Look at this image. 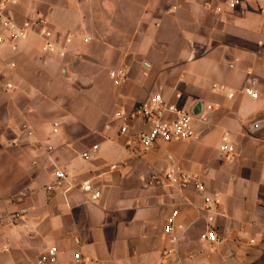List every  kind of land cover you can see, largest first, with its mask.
Here are the masks:
<instances>
[{
    "label": "crops",
    "instance_id": "crops-1",
    "mask_svg": "<svg viewBox=\"0 0 264 264\" xmlns=\"http://www.w3.org/2000/svg\"><path fill=\"white\" fill-rule=\"evenodd\" d=\"M66 1L20 0L10 7L18 23L45 18L65 45L64 56L46 53L37 34L18 41L17 51L0 44V264H36L51 246L60 250L59 264H75L76 252L90 264H237L231 242L210 253L200 239L207 224L202 208L214 198L222 242L210 245H221L225 234L231 240L239 234L245 244L254 240L259 251L264 246V0H244L234 10L226 0H141L146 7L136 33L121 47L92 35L82 5L72 0L78 14H70ZM219 5L222 12L215 10ZM128 46L144 53L131 59ZM123 66L127 79L98 94L104 81L112 80L110 72ZM251 79L256 95L243 92ZM155 92L204 113V120L197 115L194 139L143 152L134 132L119 135L107 123L116 110H129ZM54 122L60 123L56 134ZM24 126L34 134L28 136ZM224 136L235 145L230 159L219 150ZM95 144L99 148L92 151ZM48 145L54 147L51 159ZM85 151L90 157H82ZM55 166L68 173L67 193L68 183L47 189ZM172 166L198 174L204 190L158 183ZM177 207L188 228L177 254L167 255L164 229Z\"/></svg>",
    "mask_w": 264,
    "mask_h": 264
},
{
    "label": "built area",
    "instance_id": "built-area-1",
    "mask_svg": "<svg viewBox=\"0 0 264 264\" xmlns=\"http://www.w3.org/2000/svg\"><path fill=\"white\" fill-rule=\"evenodd\" d=\"M18 1L0 0V44L8 42L11 49L17 51L18 41L27 39L31 34H37L43 41V50L46 53H57L64 56L66 53L65 45L57 33L49 28L45 18L37 16L29 18L23 23L16 22L10 11V7ZM243 1L226 0L225 4L228 9L234 10L241 6ZM215 10L222 12L224 7L219 5L216 6ZM261 11L264 13V9H261ZM5 34H8V36H5ZM10 66L14 67L15 63H11ZM110 75L117 84H120L127 79L128 69L123 66L111 71ZM255 84L256 80L251 79L250 84L243 88V92L249 95H256L253 88ZM8 88H12V85L8 84ZM214 89L224 90L225 87L222 85H214ZM233 95V92H228L229 98H232ZM176 98L181 99L182 94L177 93ZM211 109V105L206 107V110ZM197 115L204 120V113L195 114L192 110L184 109L178 104L171 102L162 93L155 92L149 94L144 100L129 110H116L111 120L107 123V128L117 127L119 135L123 136L131 135L134 132L135 136L133 141L138 143L141 151L147 152L161 143L194 139L196 136L194 122ZM59 129L60 123L54 122L52 133H58ZM23 130L28 136L34 134L28 126H24ZM16 142L17 139L13 141V143ZM98 148L99 146L95 144L92 151H96ZM53 150L54 147L51 145L46 147L49 159H51ZM219 150L227 159H230L234 155L235 145L230 142L227 136H224ZM90 155L91 153L89 151L82 153L83 158H88ZM54 176L55 180L47 186V189L49 191L60 189L65 183H68L69 186L64 190L67 193L71 188L67 171L62 167L55 166ZM156 180L158 183H165L168 186L178 188H185L191 185L198 190H204L205 188L204 182L198 174L173 166L160 178H156ZM202 211L207 215V224L200 234V239L209 244L222 242L219 234V226L216 223V217L220 215L218 200L216 198L212 200L206 199ZM1 224L2 219L0 218ZM187 228V225L180 219V209L178 207L173 209L166 220L164 229L167 241L165 253L167 255L177 254L179 243ZM75 242L79 243L80 240L76 238ZM59 253L60 250L58 247L51 246L38 257L36 264H59ZM73 260L75 264H90L86 262L80 252L74 254Z\"/></svg>",
    "mask_w": 264,
    "mask_h": 264
},
{
    "label": "rangeland",
    "instance_id": "rangeland-1",
    "mask_svg": "<svg viewBox=\"0 0 264 264\" xmlns=\"http://www.w3.org/2000/svg\"><path fill=\"white\" fill-rule=\"evenodd\" d=\"M20 1V0H19ZM25 1V0H23ZM77 3L82 5V9L86 13V20L88 23L89 32L93 30L92 35H96L99 38L103 37L113 46H125L128 43H131L132 35L136 33V27L138 26L139 20L138 16L145 11L146 1L141 4L140 3H132L130 0H76ZM64 11L70 14H78V9L75 7V4L72 0H67L66 5L64 6ZM141 12V13H139ZM22 19L21 15L17 16V20L20 21ZM130 51L127 52V55L134 59V56L137 54H142L143 51L136 50L135 47L128 46ZM131 47V48H130ZM134 49V50H133ZM144 53V52H143ZM159 53V51L157 52ZM56 56V53H52ZM156 59L159 60V55L154 54ZM145 59L147 56L145 55ZM105 84L102 88L97 90L98 94L102 93L103 89L108 92L115 81L107 78ZM112 84V85H111ZM97 94V95H98ZM69 99L68 103L71 104L72 93L68 94ZM179 141V140H175ZM188 140H185L186 142ZM223 155V153H222ZM223 227V225L221 226ZM201 228V225L198 224L192 228V231L196 233ZM165 236V235H164ZM224 242L221 245H210L208 246V251L210 253H214V251H218V248L221 246L234 245L235 256L237 258V264H264V246L259 245L260 250H255L254 240L249 241V243L245 244L243 239H241L240 235L237 234L236 238L231 240V237L228 239L229 235H224ZM248 241V240H247ZM207 250H201L198 248L196 252L204 253Z\"/></svg>",
    "mask_w": 264,
    "mask_h": 264
},
{
    "label": "water",
    "instance_id": "water-1",
    "mask_svg": "<svg viewBox=\"0 0 264 264\" xmlns=\"http://www.w3.org/2000/svg\"><path fill=\"white\" fill-rule=\"evenodd\" d=\"M138 60H143V59H142V57H140V58H138ZM195 114H196V113H195ZM253 128H255V129L258 128V124H255V125L253 126Z\"/></svg>",
    "mask_w": 264,
    "mask_h": 264
}]
</instances>
